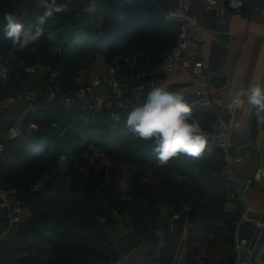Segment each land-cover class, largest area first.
Returning <instances> with one entry per match:
<instances>
[{
	"label": "trees",
	"instance_id": "obj_1",
	"mask_svg": "<svg viewBox=\"0 0 264 264\" xmlns=\"http://www.w3.org/2000/svg\"><path fill=\"white\" fill-rule=\"evenodd\" d=\"M33 1L0 0V61L10 66L8 79L0 80V97L21 89L18 86L28 76L23 65L40 62L60 72L56 100L43 104L38 93L39 107L28 112L19 136L6 139L0 156L2 186L25 196L28 203V214L19 222L29 237L22 264H110L115 226L129 225L155 240L152 232L163 206L185 219V245L194 253L193 241L199 238L194 231L205 227L208 205L225 225L218 264H234L238 213L226 209L231 198L220 174L219 147H207L200 157L179 154L161 167L154 142L135 138L125 127L129 112L145 102L148 89L116 108L119 121L94 118L95 113L82 118L86 109L79 102L68 107L60 103L63 96L78 89V72L90 70L97 54L103 56L105 65L133 52L144 70L158 66L175 41L176 26L161 17L153 4L114 2L87 11L84 0H58L71 11L49 18L45 36L29 50H13L11 41L4 38V14L16 16L25 29L34 27L29 14H22L23 5ZM48 33L56 39L48 41ZM186 102L209 135L212 111ZM30 123L36 127H29ZM101 157L112 164L96 169ZM113 162L132 168L124 188ZM147 171L155 173L153 186L143 179Z\"/></svg>",
	"mask_w": 264,
	"mask_h": 264
},
{
	"label": "crops",
	"instance_id": "obj_2",
	"mask_svg": "<svg viewBox=\"0 0 264 264\" xmlns=\"http://www.w3.org/2000/svg\"><path fill=\"white\" fill-rule=\"evenodd\" d=\"M160 1L173 4L176 0ZM114 2L138 3L137 0H96V5ZM34 3L36 1L24 4L22 10ZM229 16L227 12L226 17ZM206 22L221 32L215 36L197 27L195 32L201 40L192 43L190 48L202 60L203 72L210 78L214 106L221 108L222 115L231 119L234 130L228 151L239 159L233 163L232 177L225 179L233 194L229 195L231 199L226 206L228 210L238 213L234 240H245V245L235 250V264H243L250 257L256 263L264 264V230L260 236L256 224L264 220V179L250 178L256 167L264 169V122L257 121L255 108L247 103L246 97L239 95L242 89L257 83L264 84V15L251 12L246 6L240 16L230 17L226 23L216 24L210 15L206 17ZM100 55H96L95 62L104 61ZM41 81L40 90H33L37 94L43 86V75ZM77 81L81 82L79 75ZM226 83H229V88L224 91L222 86ZM101 91L105 93L106 89L102 87ZM235 95L242 99V104L238 113L230 116L227 105ZM25 104L24 99H12L7 107L0 110V124L7 128ZM74 108L75 105H72L71 109ZM5 133V138H10L7 130ZM8 203L19 205L23 217L28 214L25 196L10 194ZM162 212L152 232L155 240H150L129 225L118 223L112 231L114 260L110 264H173L174 259V264H201L202 260L188 252L186 245L177 255L176 261L175 254L181 236L186 234V221L178 214H170L167 206L162 207ZM28 241L29 237L22 232L21 223L9 221L6 205L0 201V264H22L23 257L28 253Z\"/></svg>",
	"mask_w": 264,
	"mask_h": 264
},
{
	"label": "built area",
	"instance_id": "obj_3",
	"mask_svg": "<svg viewBox=\"0 0 264 264\" xmlns=\"http://www.w3.org/2000/svg\"><path fill=\"white\" fill-rule=\"evenodd\" d=\"M137 2L156 5L159 15L169 19L176 26L175 41L159 65L150 70H144L133 52L121 54L104 66L103 75L94 74L90 70L79 71L80 86L73 94L63 96L60 103L68 107L73 101H77L92 115L100 112L112 121H119L120 114L116 108L125 105L133 94L146 89L152 90L156 87H163L170 92H179L185 101H190L212 111L213 119L210 123L208 147L215 145L220 148L223 159L220 174L225 179L232 177L234 173L233 163L239 159L228 151L234 138L232 122L231 119L222 115L221 108L214 106L211 99L210 78L203 72L202 60L198 58L190 45L201 40L195 32L197 27L204 28L215 36L221 32L206 22L207 16H212L216 24H223L228 22L230 17L240 16L242 9L246 6L251 12L264 15V0H176L173 4L160 0H137ZM96 6V0H85L84 2V9L87 11H93ZM227 12L230 13L229 18L226 17ZM41 13L40 9L31 8L29 17L36 22V17ZM172 29L173 26L169 28V31ZM9 71V64L0 61L1 82L8 79ZM23 71L28 76L42 73L41 103L50 104L56 100L57 82L60 77L58 70L53 69L50 65L36 62L31 65H23ZM102 87L106 89L105 93L101 91ZM222 88L227 91L229 83L224 84ZM37 96L38 94L33 90L21 88L12 95L0 97V110L7 107L15 97L26 101V104L20 107L18 115L10 121L7 128L0 124V156L5 149V131L9 132L10 138L21 134V125L28 112L39 107ZM237 98L241 101L240 106L235 109L229 108V105ZM241 104L242 99L239 96H232L227 105L229 115H236ZM29 127L35 128L36 126L30 123ZM250 178L264 179V169L256 167ZM10 194H16V191L12 188H4L0 181V201L6 205L9 221L11 223L21 222L24 219L21 215V207L16 203L9 205L8 195ZM229 195L233 196L232 193ZM256 224L261 236L264 230V220L258 221ZM244 245V239L235 238L234 248L236 251ZM243 264L258 263L250 257Z\"/></svg>",
	"mask_w": 264,
	"mask_h": 264
},
{
	"label": "clouds",
	"instance_id": "obj_4",
	"mask_svg": "<svg viewBox=\"0 0 264 264\" xmlns=\"http://www.w3.org/2000/svg\"><path fill=\"white\" fill-rule=\"evenodd\" d=\"M36 3L43 11L36 17L34 27L25 29L16 16L4 14V38L11 41L13 50H29L31 45L45 36L44 25L49 18L71 11L67 3H58V0H36ZM45 38L48 41L56 39L52 33H48ZM239 95L246 97L247 103L255 108L257 121L264 122V84L257 83L242 89ZM240 103L237 98L229 108H238ZM192 113V106L182 94L156 87L149 92L141 106L129 112L125 127L135 138L154 142L157 162L163 167L179 154L200 157L208 147V135Z\"/></svg>",
	"mask_w": 264,
	"mask_h": 264
},
{
	"label": "rangeland",
	"instance_id": "obj_5",
	"mask_svg": "<svg viewBox=\"0 0 264 264\" xmlns=\"http://www.w3.org/2000/svg\"><path fill=\"white\" fill-rule=\"evenodd\" d=\"M31 8H38L37 3H34L33 6L28 7L25 6V10H22L23 15L29 14ZM40 9V8H38ZM43 11V9H40ZM102 58V56H99ZM102 60H104L102 58ZM104 61H98L93 63L92 68L90 71H92L94 74H103L104 72ZM81 79V77H79ZM42 80V73H35L31 76H25V78L21 81L19 88H26L34 91H39L41 87V81ZM80 108L84 109L83 105H80ZM70 114V113H69ZM92 117V114L85 110L83 111L81 117L82 118H88ZM97 116H100L99 118ZM90 117V118H91ZM103 119L106 118L105 114L102 113L101 115L95 114L94 118ZM109 119V118H108ZM110 120V119H109ZM111 121V120H110ZM112 122V121H111ZM7 134L5 133V136ZM112 164V161L108 160L105 157H101L98 160V163L95 164V168H104L106 169L109 167V165ZM119 170V176H120V185L122 188L125 187L126 180L132 171V168L124 163H114ZM143 179L150 183V185L155 184V173L153 172H145L143 174ZM123 197V196H122ZM227 209V206H226ZM216 209H214L211 205H208V211L210 212L208 215V220L205 222V227H201L199 229H195L194 234L197 235L199 238L197 240H194L196 251L194 254L197 258L201 259L203 263L205 264H218L220 256L222 255V246H221V239L224 237L225 234V225L223 224V220L221 217L216 214ZM163 213V212H162ZM124 217H128L127 213L123 214ZM187 227V226H186ZM184 234V233H183ZM186 235L184 234L181 236L180 243L178 246V249L175 254L176 261L178 260L177 255L181 253V251L184 248V245L186 243ZM193 252V251H192ZM175 263V259L173 260V264Z\"/></svg>",
	"mask_w": 264,
	"mask_h": 264
}]
</instances>
